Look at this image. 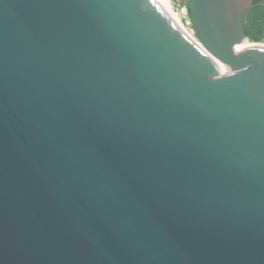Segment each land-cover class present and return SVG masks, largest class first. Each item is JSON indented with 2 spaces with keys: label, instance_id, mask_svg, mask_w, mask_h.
<instances>
[{
  "label": "water",
  "instance_id": "water-1",
  "mask_svg": "<svg viewBox=\"0 0 264 264\" xmlns=\"http://www.w3.org/2000/svg\"><path fill=\"white\" fill-rule=\"evenodd\" d=\"M0 0V264H264V0Z\"/></svg>",
  "mask_w": 264,
  "mask_h": 264
},
{
  "label": "bare ground",
  "instance_id": "bare-ground-1",
  "mask_svg": "<svg viewBox=\"0 0 264 264\" xmlns=\"http://www.w3.org/2000/svg\"><path fill=\"white\" fill-rule=\"evenodd\" d=\"M154 5L159 7V9L166 15V17L170 20V22L184 35V37L192 43V45L204 56L206 57L211 63L216 65L220 72L225 75L227 74L226 70L227 67L218 62L216 59L211 57L204 48L197 42L195 38H193L189 33L185 31L182 27V23L178 15L171 9V2L170 0H152ZM249 42H244L240 49L243 47L249 46ZM260 45L264 46V43H260Z\"/></svg>",
  "mask_w": 264,
  "mask_h": 264
},
{
  "label": "trees",
  "instance_id": "trees-1",
  "mask_svg": "<svg viewBox=\"0 0 264 264\" xmlns=\"http://www.w3.org/2000/svg\"><path fill=\"white\" fill-rule=\"evenodd\" d=\"M261 0H252L253 4ZM246 38L253 43L264 42V10L254 9L249 13L244 27Z\"/></svg>",
  "mask_w": 264,
  "mask_h": 264
},
{
  "label": "built area",
  "instance_id": "built-area-1",
  "mask_svg": "<svg viewBox=\"0 0 264 264\" xmlns=\"http://www.w3.org/2000/svg\"><path fill=\"white\" fill-rule=\"evenodd\" d=\"M170 2H171V9L180 18L182 27L185 29L187 33H189L193 38H195L193 30H192V26H191L188 6L186 4L180 3L178 0H170Z\"/></svg>",
  "mask_w": 264,
  "mask_h": 264
},
{
  "label": "rangeland",
  "instance_id": "rangeland-1",
  "mask_svg": "<svg viewBox=\"0 0 264 264\" xmlns=\"http://www.w3.org/2000/svg\"><path fill=\"white\" fill-rule=\"evenodd\" d=\"M248 42H249V43H253V42H251V41H249V40H248ZM261 43H264V42H261ZM226 72H227V74H228V73H231L230 70H229L228 68H227Z\"/></svg>",
  "mask_w": 264,
  "mask_h": 264
}]
</instances>
